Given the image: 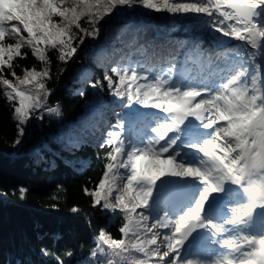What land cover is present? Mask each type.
I'll return each instance as SVG.
<instances>
[{
	"label": "snow or ice",
	"instance_id": "snow-or-ice-1",
	"mask_svg": "<svg viewBox=\"0 0 264 264\" xmlns=\"http://www.w3.org/2000/svg\"><path fill=\"white\" fill-rule=\"evenodd\" d=\"M137 7L197 21L207 17L210 31L240 43L227 48L218 42L225 63L207 82L188 83L174 69L155 76L113 67L117 79L105 75L110 95L126 100L121 107L127 112L109 125L99 145L110 148L103 176L84 191L93 207L118 213L126 223L118 239L100 231L92 256L110 254L107 264L131 253L155 264H264V0H0V89L13 105L15 144L34 113L41 120L44 111L59 115L58 107L48 106L49 52L67 63L86 37L97 38L101 28ZM25 48L43 67L25 68L21 78L14 62L27 59ZM140 109L154 110L151 126L145 136L133 137L126 122L140 119ZM165 178L191 181L198 194L177 203L163 195ZM28 191L20 187L19 198ZM205 241L226 251L210 260L183 254L188 244Z\"/></svg>",
	"mask_w": 264,
	"mask_h": 264
},
{
	"label": "trees",
	"instance_id": "trees-1",
	"mask_svg": "<svg viewBox=\"0 0 264 264\" xmlns=\"http://www.w3.org/2000/svg\"><path fill=\"white\" fill-rule=\"evenodd\" d=\"M53 19L59 22V18ZM81 25L88 26L84 19ZM174 29L170 20L137 7L101 28L97 38L86 37L67 63L50 51L51 79L45 81L52 92L48 106L58 107L59 115L44 111L41 120L34 113L24 125L19 145L15 144L18 133L13 105L0 89V264H56L54 258L65 264H107L110 254L92 256L98 234L103 230L118 239V229L126 220L118 213L93 207L84 189L93 190L103 176L110 148L99 145L109 125L127 112L121 107L127 101L110 95L104 77L117 79L113 67H133L150 75H166L174 69L176 78L192 83L196 65L211 59L209 48L200 46L197 39L187 43L188 37L174 35ZM75 43H79L78 38ZM23 51L29 53L27 59L14 62L21 78L23 69L43 67L28 48ZM4 75L12 79L7 69ZM94 84L97 87L93 88ZM140 111L143 115L134 124L126 122V134L143 137L151 126L149 113L154 110ZM20 187L29 190L24 199L19 198ZM171 199L179 201L178 197ZM160 231L163 234L164 230ZM118 264L155 261L131 253Z\"/></svg>",
	"mask_w": 264,
	"mask_h": 264
},
{
	"label": "rangeland",
	"instance_id": "rangeland-1",
	"mask_svg": "<svg viewBox=\"0 0 264 264\" xmlns=\"http://www.w3.org/2000/svg\"><path fill=\"white\" fill-rule=\"evenodd\" d=\"M141 10H143L145 13L151 14L153 11L150 10H146L142 7H140ZM130 12H133V9L130 10ZM156 13V12H155ZM159 15H161L164 19L166 20H170L174 26L175 29L174 31V35H181L184 37H188L187 39V43L192 42L193 39H197L198 44H200V46H205L206 43H210L207 39L212 38L215 39L217 42L223 41V44L227 47V48H231L234 44L236 43H240L235 41L232 38H225L221 35H218L215 31H210L203 23L204 20H207V17H201L200 21H197L195 17L189 15V16H183V15H179V14H168V13H158ZM153 24H155V21H151ZM219 53H216V55ZM225 63V52L222 53V57L220 59H216L215 57L212 58V60H210L209 62H206L205 60H201L200 62V67H198L197 69V77L196 80L194 82H199L201 76L204 74V77H209V75L211 74L213 78L216 77V75L219 72V69L217 68L218 65H222ZM158 70H156L157 72ZM158 73V72H157ZM155 76H160V74L158 73V75ZM207 82V80L205 81ZM189 83V81H188ZM147 134V131H144V136ZM179 178H165L164 182H167L166 185H168V190L164 193L165 196L171 198V197H177L180 198V202H183V199L185 200V196L187 194H185V192H189L190 194H188L186 196V199H188L189 197L193 196L194 194H198V192L191 188V181L188 182H178ZM183 195H181L182 197H179V194L183 191ZM179 203V202H178ZM204 245H208L211 248H204ZM201 249L204 252H198L195 248ZM226 251V250H225ZM217 252H221L218 250V247L215 244H210L207 241H205L203 243V245L200 246H190L187 248V251L184 252L183 254L185 256L188 255H201L203 256L206 260H210L213 258V256L217 253ZM221 254H223V252H221Z\"/></svg>",
	"mask_w": 264,
	"mask_h": 264
},
{
	"label": "water",
	"instance_id": "water-1",
	"mask_svg": "<svg viewBox=\"0 0 264 264\" xmlns=\"http://www.w3.org/2000/svg\"><path fill=\"white\" fill-rule=\"evenodd\" d=\"M188 245H189V244H188ZM188 245H187V246H188Z\"/></svg>",
	"mask_w": 264,
	"mask_h": 264
}]
</instances>
